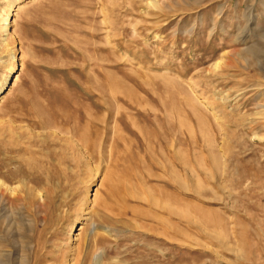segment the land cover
Here are the masks:
<instances>
[{
	"label": "rangeland",
	"instance_id": "obj_1",
	"mask_svg": "<svg viewBox=\"0 0 264 264\" xmlns=\"http://www.w3.org/2000/svg\"><path fill=\"white\" fill-rule=\"evenodd\" d=\"M0 264H264V0H0Z\"/></svg>",
	"mask_w": 264,
	"mask_h": 264
}]
</instances>
